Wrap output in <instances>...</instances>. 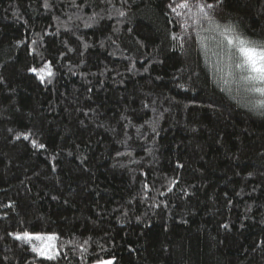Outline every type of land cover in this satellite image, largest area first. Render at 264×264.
I'll return each mask as SVG.
<instances>
[{"label":"trees","instance_id":"1","mask_svg":"<svg viewBox=\"0 0 264 264\" xmlns=\"http://www.w3.org/2000/svg\"><path fill=\"white\" fill-rule=\"evenodd\" d=\"M113 2L0 0V264H264L256 97L220 80L218 34L183 41L171 0ZM221 8L264 38V0Z\"/></svg>","mask_w":264,"mask_h":264},{"label":"snow or ice","instance_id":"2","mask_svg":"<svg viewBox=\"0 0 264 264\" xmlns=\"http://www.w3.org/2000/svg\"><path fill=\"white\" fill-rule=\"evenodd\" d=\"M101 2L115 7L113 0H101ZM121 2L126 3V0H121ZM223 3L224 0H180L179 3L176 0H171L168 7L178 17L183 18L187 14L188 19L192 21V25L198 28H203L202 22L207 23L208 27L204 30L214 31L222 37V40L217 45L220 51L214 53L217 57L216 71L220 74V80L225 84L235 85L237 94L242 91L252 97H256L254 100H249L248 103L252 110L264 116V38H250L243 32L238 31L237 27L232 23H221L218 21L216 17L222 14L221 5ZM44 6L48 7L49 5L46 2ZM125 14L124 11L117 9L118 16L123 17ZM109 18H111V14ZM89 19L95 20V16ZM86 26L91 25L86 24ZM181 26L187 32V28L191 25H188L185 19ZM172 39L177 40L178 37L173 35ZM32 43L36 44L37 41L33 40ZM28 70L41 82H44L45 79L51 82L50 78L55 75L50 61L44 62L37 67H31ZM228 90L231 91V88ZM21 138L30 140L32 147L38 151L46 150L45 144L32 139L30 131L17 133L16 139ZM144 187L147 190L148 186L145 185ZM171 190L172 187L169 186L168 191ZM160 195H164V193L161 192ZM8 234L13 236L15 240L27 245L33 253L42 259L51 261L55 260L59 255L55 243L58 237L55 235H33L28 231ZM34 241H39L40 243L37 244ZM84 243L87 244L88 242L85 241ZM81 250L85 251L86 249L82 248ZM97 264H113V261L98 259Z\"/></svg>","mask_w":264,"mask_h":264},{"label":"rangeland","instance_id":"3","mask_svg":"<svg viewBox=\"0 0 264 264\" xmlns=\"http://www.w3.org/2000/svg\"><path fill=\"white\" fill-rule=\"evenodd\" d=\"M176 2L179 3L180 0H176ZM169 11H170L171 15L173 16V18L179 23L180 29H181V35H182L183 41L185 43L186 42L189 43V42H193V41H195V42L199 41V38L202 35H203V38L206 39L207 38L206 36H208V34H210L209 37L212 39L213 38V33H216L214 31H206V30H204V29H207V27H208L207 23H205V22H202L203 23V28H198L197 26L192 25V21L190 19H188V17H186V16H184L183 18L178 17V16H176L175 13L171 12L170 8H169ZM185 19L187 20L188 25H191L190 27L187 28V32H185L184 28L181 26L183 24V20H185ZM216 19L218 21H220L221 23L226 22V18H225V16L223 14L218 15L216 17ZM197 33H199V34H197ZM219 39L221 41L222 37H220ZM211 42H215V41L211 40ZM55 243H56V241H55Z\"/></svg>","mask_w":264,"mask_h":264}]
</instances>
